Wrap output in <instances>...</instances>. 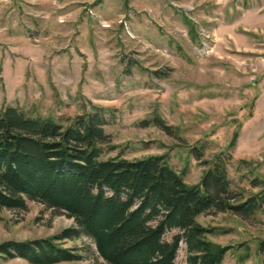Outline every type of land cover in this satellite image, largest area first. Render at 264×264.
<instances>
[{
	"label": "rangeland",
	"instance_id": "obj_1",
	"mask_svg": "<svg viewBox=\"0 0 264 264\" xmlns=\"http://www.w3.org/2000/svg\"><path fill=\"white\" fill-rule=\"evenodd\" d=\"M6 105L57 120L100 107L101 158L163 155L195 184L207 166L190 153L195 146L208 163L223 157L232 189L264 195V0H0ZM25 204L0 208V242L73 226L63 212ZM196 220L213 229L207 239L227 246L220 264H264V205L249 217L208 211ZM60 244L82 258L55 264H106L85 236ZM184 258L179 242L173 264Z\"/></svg>",
	"mask_w": 264,
	"mask_h": 264
},
{
	"label": "trees",
	"instance_id": "obj_2",
	"mask_svg": "<svg viewBox=\"0 0 264 264\" xmlns=\"http://www.w3.org/2000/svg\"><path fill=\"white\" fill-rule=\"evenodd\" d=\"M145 123V122H143ZM152 123L169 129L157 117ZM103 109L60 120L29 116L16 106L0 108V208L25 209V200L63 212L73 226L47 236L0 242V258L27 264H55L82 258L64 239L85 236L106 264H173L178 243L186 264H220L227 246L212 243L197 216L208 211L249 217L264 195L243 196L230 187L225 161L216 155L195 184H187L163 155L101 158L108 142ZM236 137L232 133L229 144ZM261 178L250 180L252 187ZM174 230L169 239L167 231ZM257 249L264 250V237Z\"/></svg>",
	"mask_w": 264,
	"mask_h": 264
}]
</instances>
